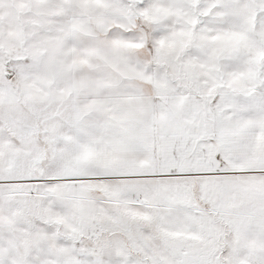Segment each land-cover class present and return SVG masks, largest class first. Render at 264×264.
Masks as SVG:
<instances>
[{"label": "snow or ice", "instance_id": "snow-or-ice-1", "mask_svg": "<svg viewBox=\"0 0 264 264\" xmlns=\"http://www.w3.org/2000/svg\"><path fill=\"white\" fill-rule=\"evenodd\" d=\"M0 264H264V0H0Z\"/></svg>", "mask_w": 264, "mask_h": 264}]
</instances>
